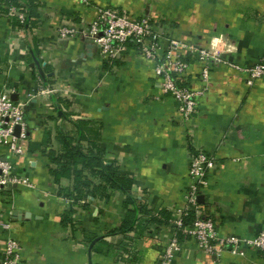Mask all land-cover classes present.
Segmentation results:
<instances>
[{"label":"crops","instance_id":"0c3cea01","mask_svg":"<svg viewBox=\"0 0 264 264\" xmlns=\"http://www.w3.org/2000/svg\"><path fill=\"white\" fill-rule=\"evenodd\" d=\"M87 2L33 0L30 27H22L0 0V90L18 101L39 85L56 89L25 106V153L14 159L13 171L34 187L12 184L0 193V216L11 222L22 263L158 264L173 231L170 211L183 203L189 184L190 154L198 150L216 161L201 205L218 234L248 238L264 230V78L248 86L244 73L210 62L197 111L184 120L177 101L161 93L153 63L133 47L107 64L87 38H61L56 31L61 22L85 26L96 6H115L150 17L164 37L197 48L221 35L232 47L227 61L250 67L264 58V0ZM188 63L187 85L201 88L202 63ZM72 148L99 158L85 166L91 159H72ZM105 165L129 182L127 192L99 189L95 171ZM77 171L87 183L80 192ZM4 237L0 233V244ZM243 252L207 254L186 239L172 264H264V252Z\"/></svg>","mask_w":264,"mask_h":264},{"label":"built area","instance_id":"2783aa9c","mask_svg":"<svg viewBox=\"0 0 264 264\" xmlns=\"http://www.w3.org/2000/svg\"><path fill=\"white\" fill-rule=\"evenodd\" d=\"M87 4V0H80ZM27 0H16V4L6 2V14L14 17L22 27H30ZM61 38L82 35L97 47L98 55L107 64L121 59L123 54L133 47L140 57L153 63L154 73L158 77L163 95H170L177 103V113L189 120L197 111V99L204 94L205 83L209 77L210 62H224L235 71L245 74V83L252 86L257 79L264 78V58L250 67L228 62L225 54L231 51V45L223 36H213L208 48H197L192 43L176 38L164 37L155 29L148 16L135 17L115 6L95 7L93 19L82 27L61 22L56 27ZM166 41V44L162 43ZM224 43V46L222 45ZM190 58L202 63L200 78L204 86L193 89L187 85V71ZM56 89L39 85L34 93L25 99L15 101L12 93L0 90V193L12 184L34 185L27 179L14 173V159L25 153L27 121L25 106L30 99L52 94ZM20 131L14 134V127ZM216 164L215 158L198 150L190 154L188 167L189 184L184 193L182 204L175 205L170 213L169 224L172 235L164 245L158 264H172L175 255L182 249V241L191 239L196 246L207 254L229 252L242 255L243 247L264 252V230L253 237L241 238L232 234L219 235L211 217L205 214L198 195L206 185V173ZM192 216L191 219L187 218ZM0 233L5 235L0 244V264H23L22 246L12 236L9 220L0 216Z\"/></svg>","mask_w":264,"mask_h":264},{"label":"trees","instance_id":"16d2710c","mask_svg":"<svg viewBox=\"0 0 264 264\" xmlns=\"http://www.w3.org/2000/svg\"><path fill=\"white\" fill-rule=\"evenodd\" d=\"M1 1L16 4V0H1ZM32 1L33 0H27V4H26L29 14L31 13ZM61 140L63 141L66 148L68 147V145H70V139L68 137H65L64 139H61ZM72 150L75 151L73 153L74 155H73L72 159L74 158V156H80L85 161L86 160L89 161V159H91V161L86 162L85 166L95 165L94 161L99 158L98 156L95 157L93 155L84 156V155L78 153L75 148H72ZM70 154H71L70 150H67L65 152V154L63 155L64 161L68 159ZM60 170H62L63 173L68 172V168H66L63 165H61ZM52 172H54V171H52ZM95 172L97 175H99V177L101 178V182H102V184L99 185V189L103 190L104 192L106 190L107 185H112L116 188L118 187L119 189L123 190L124 192H127L130 189V184H128L129 182H127V180H125L124 177L122 175H120L115 168H112V167L105 165L100 170H96ZM80 174H81V171H77L75 174V190L77 192L82 191V189L85 186H87V183H85V182L83 183L79 180ZM59 192H60V189H59ZM191 217L192 216L189 215L187 218L191 219ZM167 218H169V215L165 216V219H167Z\"/></svg>","mask_w":264,"mask_h":264},{"label":"water","instance_id":"95a60500","mask_svg":"<svg viewBox=\"0 0 264 264\" xmlns=\"http://www.w3.org/2000/svg\"><path fill=\"white\" fill-rule=\"evenodd\" d=\"M90 48H91V45L88 46V49H90ZM32 66H35V67L39 70V72L41 73V75H43V72H42V70H41L40 64H39L38 60H37L35 57H33ZM19 131H20V127H19L18 125H16V126L14 127V134H15V135H18V134H19ZM198 201H199L200 203L203 202V195H202V194H199V195H198ZM17 212H18V211L13 210L12 213H13V214H17ZM92 244H93V241L91 242V245H90V247H89V251L91 250V246H92ZM89 264H91L90 261H89Z\"/></svg>","mask_w":264,"mask_h":264}]
</instances>
